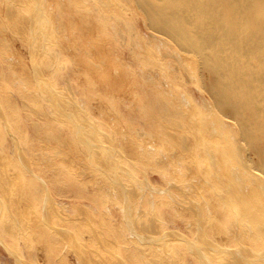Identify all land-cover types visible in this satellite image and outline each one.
I'll return each instance as SVG.
<instances>
[{
    "label": "rangeland",
    "instance_id": "rangeland-1",
    "mask_svg": "<svg viewBox=\"0 0 264 264\" xmlns=\"http://www.w3.org/2000/svg\"><path fill=\"white\" fill-rule=\"evenodd\" d=\"M4 1L6 4L4 9V21L7 20L5 21L6 24L10 23L9 26L16 31L17 36L22 40V43H18V46L21 47L24 52L26 51L25 55L29 60L28 69L32 77V82L29 81L27 83L32 90L29 89L28 86H23L22 83H20L18 87L10 84L8 88L15 89L16 87L17 90L22 88L21 90H26L25 92L31 91L29 93L34 94L36 92L37 95L39 94L38 97L42 106L38 108L44 111L54 121L53 123L57 124L55 132L59 134V131H62L66 140H69L71 135L77 146L85 155L86 161L89 160L87 163L85 162L84 165H88V168L92 167L91 169H96L97 171H100L101 167L102 169L100 172L104 173L105 169L106 174H104L106 176L108 172L106 179L109 180L110 188L108 190L109 194L107 193L105 196L99 194V198H97L95 202L93 198L88 200L78 197L75 193L81 191L80 189L70 188V186L73 185L71 182L77 181L75 180L77 174L72 170L68 171V174L64 176L61 171L56 172L54 168L48 167L43 172L44 175H42L41 170L37 169L36 166L34 168V158L37 160L39 154L33 151L31 145L33 146L36 143V141L35 143L32 141L39 139L34 129L32 130L33 127L31 123L34 121L38 122V120L44 122V120H40L41 118H37V116L30 118L27 114V110L23 108V104L19 97L16 98V105L13 106L16 108L12 107L11 109L10 114H14L10 115L12 119L10 116L9 118L5 117L4 112L2 113V109L0 108V264H150V262L156 264L161 260V258H159V256L162 257L161 253L166 254L168 260L171 259V264H237L238 262V264H254L253 258H257V256L255 257L254 255L260 254V252H262L261 250L264 251V241L259 242L250 239L249 242L243 239V236L238 233V229L241 228V220L239 219L240 214L234 207L233 201L229 199L231 196H229L230 192L228 186L223 188V180L220 179L222 176H230L222 174V168L223 166H229L231 171L234 169L233 163L230 161L225 162L224 159L219 163L217 161L211 162L212 160L209 159L210 157H208L207 153L204 152L202 154L203 151H201L200 148L194 151V156L190 155L187 149H184V147L182 148L185 143L181 145L184 142L183 139L181 141L182 134L187 135V138H189L188 140L194 138L189 126L193 120L180 119L177 117L175 111H183V113L188 111L187 117L191 107L198 110L204 109L210 112L209 97L200 89L197 83L187 79V72L183 71L182 73L179 64L171 58L166 57L163 59L159 52L162 47L160 44L161 41L152 36L151 31L146 26L141 15L131 10L122 13L118 11L117 16L112 17V21L109 23L110 42L108 45L111 48L110 52L112 53V58H115V61L113 60L115 63L113 71L119 70L117 62L120 61L118 66L123 68V74L131 79V82H129L130 84L126 83L122 90L116 89L113 91L109 90L108 83L101 82V85H99L96 78H92L88 75V69L86 67L76 66L72 59L76 52L74 48L71 49V54L65 56L63 54V58H61L59 49L49 41V36L52 35L49 32L52 30L53 33L54 29H50L51 21L47 18V14L44 10V2H42V0H18V2L16 0ZM54 1L56 11H60L61 2L63 1ZM99 1L100 0H75V4L78 7L81 6L79 8L84 12H95L102 6V4H100L101 1ZM21 2H25V4H27L26 6H31L26 7L25 4L23 3L22 5ZM84 2L86 3L85 5H83ZM52 3L54 4L53 1ZM69 3L72 4L73 0H69ZM32 4L35 5L33 6ZM8 8L10 10H8ZM41 8L43 11H40ZM101 11L103 10L101 9ZM78 12L79 11H77V13ZM13 13L14 16H17L14 17ZM18 14L20 15L18 16ZM29 15L31 16L30 18ZM17 17H21L20 20H18L19 18ZM96 17L99 21L98 36L107 41V26L102 28L100 25V21L103 23V20H107V16L103 14L101 18L99 16ZM121 17H123L125 21H121ZM14 19L16 20L14 21ZM17 20L20 21L19 25L21 26L18 25ZM122 22L126 25L125 29L123 26V30L121 29ZM15 26L17 27L15 28ZM22 34H25V36H22ZM167 43H169L168 45L170 46L173 45V42ZM39 45L40 47L37 51L35 48ZM132 45L140 47L142 49L141 52H144L146 46H149L153 50L155 59H145L142 62L141 58L136 59L133 53L139 54V52L136 51L135 48H131ZM0 48H3L0 54H2L3 51L4 53L7 52V49L2 47V45ZM31 51L34 52L32 53ZM114 54L115 57L113 56ZM116 58L118 60H116ZM4 62L0 55V74L2 71L5 72L9 68L7 63L4 64ZM4 65L6 66L4 67ZM35 66L37 67V71ZM176 66L179 67L178 71ZM192 66L194 68L192 70L196 73L198 68L195 65ZM35 71L37 73L39 72V75H37ZM203 74L206 75L207 73L203 72ZM39 76L42 77L38 79ZM45 77L48 80V86L53 89H58L56 93L53 92V94H51V90L49 91L47 85H45L47 83H43L40 80L42 78L45 79ZM2 78L1 81H3ZM92 80H96L94 82L96 83L95 85L94 83L91 84ZM35 86L37 87L38 93L35 91L36 89H33ZM43 89H46L44 90L45 92ZM56 94L59 96L62 95L64 99L62 96H56ZM46 96L50 97L48 98ZM55 97L57 98L55 99ZM187 100L191 102L188 103ZM59 102L62 104H59ZM63 103L69 108L66 105L64 107ZM62 107H64L65 110ZM105 109L116 117L114 121H109L108 123L111 125V128L102 125V122L106 121V119L102 116L101 110ZM65 112H68V114ZM216 112L220 115L222 114L218 110H216ZM173 114L176 115V120L180 119L181 126H179V123L177 125L175 124L177 122L173 120L175 119L173 118ZM212 114L213 112L211 111L210 115ZM61 115L65 118L68 116V118L64 121L65 118L63 119ZM13 116H15V118L19 117L17 121L20 120L23 123L22 131L27 140L34 136L31 138L32 141L30 140L28 142L17 134L14 130V121L16 120H14ZM173 121L175 123H173ZM170 122L172 124H170ZM76 123L83 126L80 125L79 127ZM62 124H65L67 129L63 128ZM86 124L88 128L84 126ZM89 124H92L90 128ZM120 126L124 129L126 128L127 132L132 134L136 139L139 138L137 142L147 150H150L147 148L149 144H158L159 148L158 150L156 149L154 153L155 155L158 154L161 159L169 161L171 155H180L182 158H177L179 166L170 163L168 165L169 168L159 167V165L152 161L154 159L151 157L150 160L147 161L138 156L130 155L131 151L124 149L122 134L117 132V128ZM225 129H231V127H226ZM175 130H177L178 133H176ZM195 132L200 137L203 135L202 132H197V130H195ZM104 137H106V139ZM172 137L175 139H172ZM177 138H179V141ZM88 143L90 146L95 145V147L91 146L92 149L94 148V152L93 150L90 151L91 148L90 146L88 147ZM205 143L207 142L204 140L200 146L204 150H206ZM97 146H99V148ZM223 146L224 145H222V147ZM96 149L99 150L97 151ZM115 154L119 157L115 156ZM248 155L252 161L256 160L251 153H248ZM189 158H191V162L193 160L195 161L191 164ZM110 160H112V163H110ZM102 162L104 166L100 164ZM113 162L116 164L114 165ZM77 165L79 171L86 168L82 166L80 160H78ZM44 166L42 170L45 168ZM190 170L195 171V179L189 178L190 176L188 175ZM179 173L182 176H179ZM15 174L19 179L25 182V189L22 188L24 186L23 183H19L17 188L13 186L15 187L14 189L12 184L10 185L8 183L9 181L14 182L16 179ZM176 185L178 186L176 187ZM223 191L225 193L229 192V195L225 194ZM74 194L76 196H74ZM221 198L225 199L222 200ZM25 201L31 203L30 212L42 225L41 230L36 227L33 228L30 225H27V227L26 224H21L20 207L22 204L26 203ZM190 201L192 202L191 204L189 203ZM194 201L197 202L199 207H197L198 205ZM215 201H218L220 205H216L214 209L213 207L210 208L209 202ZM106 206H109L107 211L105 210ZM217 208L218 212L216 214ZM197 209L200 210L197 211ZM16 211L18 214L15 213ZM142 220L143 223H141ZM151 222H153L152 225ZM139 223L143 224V226H141L143 228L140 227ZM150 226H152V228ZM144 228H148V231L142 230ZM200 228L202 231H199ZM218 229H221L223 232ZM120 230L122 235L119 233ZM197 230L200 233L203 232V235ZM116 231L119 235H117L118 233ZM217 231L221 234H225L223 238H221V235H219ZM126 235L132 238L130 239V237ZM199 235H202L203 239L200 238V240ZM195 236L199 237L197 238ZM154 237L156 238L155 240L153 239ZM39 238H43L50 243L49 250L51 254L49 258H46L44 255L42 256V245L40 246V243H38ZM134 238L136 241L133 240ZM208 239L211 240L208 242ZM160 240H162V242H167L166 245L163 243V245H160L162 252L149 247L150 244L154 246L155 243L161 242ZM141 241L142 245L146 244L145 246L147 247L142 246ZM169 242L171 243L169 244ZM202 242L204 245H202ZM147 244H149V246ZM209 245L211 247L208 248L207 246ZM216 245L220 246L218 247ZM144 247L145 249L142 250ZM205 247L209 249H207L209 252L204 250ZM147 248H151L150 252L153 251L154 253L150 254ZM217 249L218 251H216ZM141 250L142 255L140 253ZM146 253L147 255L149 254L147 257ZM209 253L212 256L215 255V258L209 255V258L211 256L209 259L207 257ZM263 253L264 252H262V254ZM262 254H260V261L264 258ZM238 256L243 257L239 258ZM150 257H152V259H149ZM251 257L253 258L251 259ZM262 262L261 264H264V259Z\"/></svg>",
    "mask_w": 264,
    "mask_h": 264
},
{
    "label": "bare ground",
    "instance_id": "bare-ground-1",
    "mask_svg": "<svg viewBox=\"0 0 264 264\" xmlns=\"http://www.w3.org/2000/svg\"><path fill=\"white\" fill-rule=\"evenodd\" d=\"M16 1L18 2V0H16ZM24 1H26V0H24ZM52 1L54 2V4L52 3ZM62 1L63 2H61L60 11L59 10L56 11V8L54 7L55 6L54 0H42V2H44V10L47 14V18H49L51 21V28L50 29H52V28L54 29L53 33H52V30H51V32H49L50 34H52L50 36L48 35L49 41H50V43H53L59 49V51L61 52V58H63V54H64V56L71 54V49L74 48L76 52L74 54V58H72V59L75 62L76 66L86 67L88 69V75L91 76L92 78H96V80L99 82V85H101V82L108 83L109 90L115 91L116 89L122 90L123 87L126 85V83L130 84L129 82H131V79L129 77H127L125 74H123V70H122L123 68H120L118 66L120 61L117 62V67L119 70L113 71V67L115 66V63H114L115 58L114 59L112 58V53L110 52L111 48L108 45V43L110 42L109 23H111V21H112L111 18L114 16H117L118 11H120L122 13V12H127V11L131 10V11H135L136 13L140 14L141 17L143 18L146 26L151 31L152 36H154L158 40L160 39V41H161L160 44L162 47H161L159 52L161 53L163 59L166 57L171 58L173 61H175L177 64H179L180 65L179 67L181 68L180 71L182 73H183V71L187 72V79H190V80L194 81L195 83H197L199 85L200 89H202L204 91V93L208 95L209 99L208 98L207 99L209 101L210 112L211 111L213 112L212 115H210V112L205 111L204 109L198 110V109L193 108V107H191L190 111H192V112L189 111L190 115L188 114V117H187L188 111L186 113H183V111H175V113L177 114V117H179L180 119L193 120L192 122L190 121L191 124L189 126L191 128V132H192V135L194 138H190V140H188L189 138H187V135L182 134L181 135V141L183 139L184 142L181 145H183L185 143L184 146H182V148L184 147V149H187L188 153H190V155H193V156H194V151L197 150L198 148H200V150L203 151L202 154L204 152L207 153L208 157H210L209 159L212 160L211 162L217 161L219 163L220 161H222L224 159L225 162L230 161L231 163H233L234 169L231 171L229 169V166H223L222 174L230 175V176H228V177L222 176V178L220 177V179L223 180V188L228 186V190L230 192V195L228 194L229 192L228 193L227 192L225 193L224 191L223 192L225 194H228L229 196H231V198H229V199H230V201H233L232 203H233L234 207L236 208L237 212L240 214L239 219L241 220V223H240L241 228L238 229V233H240V235L243 236V239H246L249 242H250V239L257 240L259 242H263L264 241V0H100L101 2L100 1L99 2H100V4H102V6L100 9H97V11H95L96 13L93 11L92 12L82 11V9L79 8L81 6L78 7L75 4V0H73L72 4L69 3V0L68 1L62 0ZM23 3L25 4V2H23ZM23 3L21 2L22 5H23ZM38 3H40V2H38ZM4 4H5V1L0 0V36H2V37H0V46L2 45V47L6 48L7 52L4 53V51H3V53L0 55H1V59L3 60V62L5 61L4 64L7 63L9 68L5 72L2 71L0 74V108L2 109V113L4 112L5 117H8V118L10 115H14L13 113L10 114L11 109L13 106L16 105L15 100L17 97H19L21 100V103L23 104V108L27 110V112H28L27 114L30 118H32L33 116H37V118L38 117L41 118L40 120H42V121L44 120V122H40L38 120L39 123L37 121L36 122L34 121L31 123V125L33 127L32 130L34 129V132L39 139V140L33 139L34 141L31 140V138L34 136L30 137V139L28 138V140L26 139V137H24V134L22 131V129H23L22 124L23 123L20 120L17 121L18 120L17 118H19V117L16 116L17 118H15V116H13L14 120H16V121L12 120L15 122V125H14L15 129L14 130L17 132V134L21 138L25 139L28 142L31 140L32 142L35 143V141H36L35 145H33V146L31 145L33 151L38 152V154H39L37 160L34 158V168L36 166L37 169L41 170L42 175H44L43 172L48 167L54 168L56 172L61 171V173H63L64 176L66 174H68V171L72 170L74 173L77 174V178L75 179L77 181L71 182L73 185L71 183H69V184L72 185V186H70V188L73 187L77 190L78 189L81 190V191L75 193L78 197L86 198L88 200L93 198V201H95V200H97V198H99L98 197L99 194H103V196L107 195V193L109 194L108 190L110 188V184H109V180L106 179V177L108 176V172H107V176H106L104 168L103 169H104L105 174L100 172L102 169L101 167H100V171H97L96 169L95 170L91 169L92 168L91 166H90L91 168H88L89 167L88 165H84V163L85 162L87 163L89 160L86 161L85 155L82 153L80 148L77 146L76 142L71 137V135L69 137V140H66L64 138L62 131H59V134L56 133L55 130H56L57 124L53 123L54 121L44 111H41L39 109L42 106L40 99L38 97L39 94L37 95L36 92L34 94L29 93L31 91L25 92L26 90L25 91L21 90L22 88L17 90L16 87H18V85H20V83H22L23 86L27 87L28 86L27 83L29 81L32 82V77H31V73L28 69V61L29 60L27 59V57L25 55L26 51L24 52L23 49L18 46V43H20L22 40H21V38H19L17 36L16 31L11 26H9L10 23L6 24L5 21H7V20L4 21V12H5L4 9L6 6V4L5 5ZM85 4L86 3L84 2L83 5H85ZM12 5H14V4H12ZM26 5L27 4H25V6ZM30 6H26V7H30ZM101 9L103 11H101ZM8 10H10V9L8 8ZM40 11H43L42 8L40 9ZM77 11H79L81 14L79 12L77 13ZM103 14H105L107 16V20H103V23H102V21H100V25L102 26V28L107 26L106 27L107 28V36H108L107 41L104 38L99 37L98 32H97V31H99V27H98L99 21L97 20L96 16H99L101 18V16ZM19 15L20 14H18V16ZM13 16H14V13H13ZM16 16H14V17H16ZM30 17L31 16L29 15V18ZM44 17H45V15H44ZM17 18H19V17H17ZM20 18L18 20H20ZM15 20L16 19H14V21ZM43 20H44V18H43ZM120 20L125 21V19L123 17H121ZM31 21H29V22H31ZM45 21H47V20H45ZM19 22L20 21H18V25L20 24ZM32 22H34V21H32ZM11 25H12V23H11ZM19 26H21V25H19ZM123 26L125 29L126 25L122 22V24H121L122 30H123ZM16 27L17 26H15V28ZM41 27H43V26H41ZM31 29H32V27H31ZM19 31H20V29H19ZM33 31H34V28H33ZM28 32H30V31H28ZM25 34L24 35L22 34V36H25ZM20 35H21V33H20ZM167 42H173V45L170 46V45H168L169 43H167ZM38 43H37V45H38ZM40 45L37 46V48H35V49H37V51H38V48L40 47ZM42 45H43V43H42ZM31 46H33V45H31ZM143 46H146V45H143ZM41 47H44V46H41ZM131 48H135L136 51L139 52V54L133 53V56L136 59L141 58V62L144 61L145 59H151V58L155 59V57L153 56V50L149 46H146V49L144 50V52H141L142 49L140 47L135 46V45H132ZM1 49H3V48H0V51H1ZM31 52L33 53L34 51H31ZM113 56L115 57V54ZM34 58H35V56H34ZM116 60H118V59L116 58ZM192 65H195L198 68V71L196 73L194 72V70H192V69H194ZM5 66L6 65H4V67ZM179 67H177V71L179 70ZM36 71H37V67H36ZM39 71H40V69H39ZM203 72H206L207 74L205 75V74H203ZM37 75H39V72L37 73ZM40 75H41V71H40ZM41 77L39 76L38 79ZM1 78L3 81H1ZM40 80L43 83H47L45 85H47V88L49 89V91L51 90V94H53V92H55V93L57 92L56 90H58V89H56V88L53 89L52 87L48 86V80L46 77H45V79L42 78ZM95 81L92 80L91 84H93ZM10 84L13 86H16L15 89L14 88L9 89L8 87L10 86ZM95 84L96 83H94V85ZM31 85H30V87H31ZM82 86H83V84H82ZM86 86H87V82H86ZM40 87H41V83H40ZM28 88H29V86H28ZM29 89L32 90V88H29ZM33 89H36L35 91H37L36 86ZM125 89H126V87H125ZM44 90H46V89H43V91ZM70 91H71V89H70ZM37 93H38V91H37ZM56 96L61 97L62 95L59 96L56 94ZM46 97L49 98L50 96H46ZM52 97H54V96H52ZM56 98L57 97H55V99ZM63 99H64V97H63ZM17 100H19V99H17ZM61 100H59V101H61ZM187 101H188V103L191 102L190 100H187ZM61 102H59V104ZM17 103H18V101H17ZM63 105H64V103H63ZM65 105H64V107H65ZM64 107H62V108H64ZM13 108H16V107H13ZM56 108H57V105H56ZM55 110H53V111H55ZM64 110H65V108H64ZM216 110L220 111L222 114L221 115L218 114L216 112ZM62 113H64V112H62ZM65 113L68 114V112H65ZM101 114L106 119V121L102 122V125L104 127H110L111 128V125H109L108 123H109V121L110 122L114 121L115 120L114 118H116V117L110 111H108L106 109L101 110ZM151 114H153V113H151ZM61 116H63V115H61ZM175 116L176 115L173 114V118H175ZM10 118L12 119V116H10ZM64 118L65 117L63 116V119ZM66 118H68V116H66ZM66 118L64 119V121L66 120ZM121 119H122V117H121ZM173 120H176V118ZM179 120L177 119L175 121L177 123H175L174 121H173V123H175L176 125L179 123L180 124L179 126H181L182 124L180 123ZM29 122H31V121H29ZM71 122H72V120H71ZM170 124H172V123L170 122ZM53 125H54V127H53ZM80 125L77 124V126H79V127H80ZM90 125H92V124H89V128L91 127ZM115 125L117 126L116 123H115ZM81 126H83V125H81ZM84 126L87 127V124ZM62 127L67 129L65 124H62ZM183 127H186V126H183ZM226 127H231V129H225ZM112 129H114V128H112ZM161 129H163V128H161ZM195 130H197V132H202L203 135L201 137L198 136L196 134ZM96 131H98V130H96ZM164 131H166V130H164ZM175 131H176V133H178L177 130H175ZM100 132H101V130H100ZM117 132L119 134H122V138L124 139V149L131 151L130 155L138 156V157L142 158L143 160L146 159L147 161L150 160V157H151L152 159H154L152 161L155 164L159 165V167L169 168L168 165L170 163L174 164L175 166H179L178 159L182 158V157H180V155H178V154H177L178 156H176V154L171 155V159L169 161L165 160V159H161V158H159L158 154L155 155V153H154V151L156 149L158 150V148H159L158 144H149L147 146V148L150 149L151 150L150 151V150H147L144 147H142L140 145V143L137 142V140L139 138L136 139L135 137H133L132 134L127 132L126 128L124 129L122 126H120L117 128ZM81 133H83V132H81ZM106 136H107V134H106ZM78 137H79V135H78ZM89 137H87V138H89ZM104 138L106 139V137H104ZM172 139H175V138L172 137ZM178 139L179 138H177V140ZM79 140L83 141L82 139H79ZM159 140H157V141L160 142L161 140L160 141ZM204 140L207 142L204 144L206 146V150H204L200 147ZM97 142H96V144L98 145ZM90 143H91V141H90ZM31 144H33V143H31ZM82 144H83V142H82ZM173 144H174V142H173ZM222 145H224V146L222 147ZM89 146L90 145L88 143V147ZM91 146H90V148H91ZM92 147H95V145H93ZM97 147L99 148V146H97ZM36 148H38V149H36ZM90 148H88V149H90ZM182 148H181V150H182ZM42 150H43V153H42ZM91 150H93V152H94V148L93 149L91 148L90 151ZM100 150H101V147H100ZM177 150H179V149H177ZM105 151H106V149H105ZM95 153H97V152H95ZM248 153H251L252 155H254L256 160L252 161V159L249 157ZM40 154H41V156H40ZM98 154H99V152H98ZM252 155H251V157H252ZM115 156H117V155L115 154ZM117 157H119V156H117ZM107 158H108V156H107ZM95 159H98V158H95ZM102 159H103V156H102ZM114 159H116V158H114ZM117 159H119V158H117ZM189 159H190L189 162L191 164L195 161V160H193V158H192V160H193L192 162H191V158H189ZM78 160H80L82 166H84L86 168L79 171L78 165H77ZM101 161H104V160H101ZM110 161L109 162L112 163V160H110ZM187 161H188V159H187ZM107 162H108V160H107ZM93 164H95V163H93ZM100 164L103 165V162ZM115 164L116 163H114V165ZM107 165H108V163H107ZM43 166L45 168L42 170ZM220 166H221V164H220ZM113 168H114V166H113ZM109 172L112 173L111 171H109ZM194 172L195 171L190 170L189 175H188V176H190L189 178H191V179L196 178V176H195L196 174ZM201 172H202V170H201ZM179 176H182V175L179 173ZM15 177H16V179L14 180V182L9 181L8 183L10 185L12 184V187L16 186V188L18 187L19 183H23L24 186L22 188L25 189V182L23 180L19 179V177L16 174H15ZM109 178H112V177H109ZM213 178H215V177H213ZM9 184H8V186H9ZM177 186L178 185H176V187ZM14 188L15 187H13V189ZM223 188H222V190H223ZM131 191H132V189H131ZM184 192H186V191H184ZM72 193H73V191H72ZM75 194H74V196H76ZM21 198H22V196H21ZM225 198H221V199L223 200ZM194 202H196V201H194ZM189 203L191 204L192 202L190 201ZM230 203H229V205H230ZM196 204H197V202H196ZM209 204H210V208L213 207V209L215 208L216 205H220L218 201L211 202V203L209 202ZM227 204H228V201H227ZM15 206H16V204H15ZM30 207H31V203L29 201L22 204V206L20 207V209H21L20 210V213H21L20 218L21 219L20 218L19 219L21 221V224L22 223L26 224V226L30 225L33 228L36 227L39 230H41L42 225L39 223L38 220H36L33 217V215L30 212ZM197 207H199V205ZM107 208H109V206H106V208H105L106 211H107ZM198 210H200V209H197V211ZM193 211H195V210H193ZM18 212H19V210H18ZM217 212H218V208H217L215 213L217 214ZM12 213H14V212H12ZM15 213H17V211ZM104 213H103V215H104ZM17 214H15V215L18 216ZM193 214H195V213H193ZM198 214H199V212H198ZM207 215H208V213H207ZM199 216H200V214H199ZM133 220H135V219H133ZM199 220H200V218H199ZM141 223H143V220ZM147 223H146V226L148 225ZM152 223L153 222H151V225H152ZM154 223H156V222H154ZM210 223H208V224H210ZM141 226H143V224H140V227ZM120 227H121V225H120ZM150 227L152 228V226H150ZM141 228H143V227H141ZM153 228H154V226H153ZM156 228H157V225H156ZM121 229H122V227H121ZM210 229H211V227H210ZM216 229H217V226H216ZM123 230H126V229H123ZM123 230H122V232L124 233ZM142 230L148 231V228H146V229L144 228ZM200 230H201V228L199 229V231ZM218 230L223 232L221 229H218ZM120 232H121V230L119 231V233ZM151 232H153V231H151ZM119 233L117 235H119ZM157 233H158V231H157ZM125 234H127V233H125ZM144 234H146V233H144ZM155 234H156V232H155ZM200 234L203 235V232ZM218 234L221 235V238H223V236L225 235V234H221L219 232H218ZM120 235H122V234L120 233ZM146 235H148V234H146ZM160 235H158V236H160ZM202 235L201 236L199 235L200 237L198 236L199 239L202 238ZM195 237H197V236H195ZM131 238L132 237H130V239ZM149 239H151V238H149ZM153 239L155 240L156 238L154 237ZM153 239H151V240H153ZM133 240L136 241L135 238ZM162 240H163V238H162ZM162 240H160L161 242L155 243L154 246H152V244H150V246H149V244H147V245L153 249H156L159 252H162L160 245H163V244L166 245L167 244V242H165V241L162 242ZM210 240L211 239H208L207 241L209 242ZM156 241H158V240H156ZM238 241H240V240H238ZM211 242H213V241H211ZM38 243H40V246L42 245L41 246L42 247V251H41L42 256L44 255L46 258H49L50 254H51L50 250H49V247H50L49 244L50 243L47 242L43 238H39ZM170 243L171 242H169V244ZM208 244H210V243H208ZM141 245H142V241H141ZM145 245H142V246H145ZM156 245H159V246H156ZM202 245H204V243ZM205 245H206V243H205ZM210 245L207 247L209 248L212 246V245L211 246ZM216 246H218V245H216ZM145 247H147V246H145ZM145 247L142 248V250L145 249ZM151 248H147V249H149L148 252L150 254L154 253L153 251L150 252ZM212 248H214V247L212 246ZM207 249H206V247L204 248L205 251ZM218 249L216 251H218ZM237 249H239V248H237ZM142 250L140 251V253L142 252ZM208 250H207V252H209ZM244 250H245V248H244ZM261 251L264 252L263 250H261ZM214 252H215V250H214ZM262 252H260V254H262ZM210 253L207 256L208 258H209V255H211ZM236 253H238V252H236ZM144 254H145V252H144ZM260 254L254 255L255 257L257 256V258L251 257V259L253 258V260H254V264L255 263L256 264L263 263L262 261L264 258H262V261H260L261 260ZM141 255H142V253H141ZM148 255L146 253V257ZM152 255H154V254H152ZM159 255H160V253H159ZM218 255H220V254H218ZM262 255H264V253ZM161 256L162 257L159 256V258H161V260L159 259L160 262L158 261L156 264H161L162 260H163L162 264H171L170 263L171 259L169 258L170 260H168L166 254L161 253ZM211 256H210V258H211ZM214 256H212V257L215 258ZM241 257H243V256H240L239 258H241ZM149 259H152V257H150ZM164 259H165V261H164ZM135 262H137V261H135ZM150 264H152V263L150 262Z\"/></svg>",
    "mask_w": 264,
    "mask_h": 264
}]
</instances>
